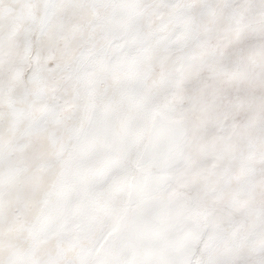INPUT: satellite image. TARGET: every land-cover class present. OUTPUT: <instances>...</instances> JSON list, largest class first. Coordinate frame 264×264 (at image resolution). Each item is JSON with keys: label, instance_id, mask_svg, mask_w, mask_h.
<instances>
[{"label": "snow or ice", "instance_id": "snow-or-ice-1", "mask_svg": "<svg viewBox=\"0 0 264 264\" xmlns=\"http://www.w3.org/2000/svg\"><path fill=\"white\" fill-rule=\"evenodd\" d=\"M0 264H264V0H0Z\"/></svg>", "mask_w": 264, "mask_h": 264}]
</instances>
